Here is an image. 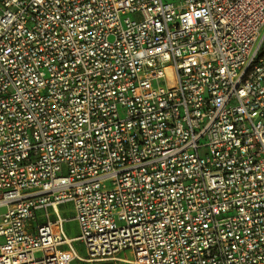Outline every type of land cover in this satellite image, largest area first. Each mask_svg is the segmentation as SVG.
I'll return each instance as SVG.
<instances>
[{"label":"built area","instance_id":"built-area-1","mask_svg":"<svg viewBox=\"0 0 264 264\" xmlns=\"http://www.w3.org/2000/svg\"><path fill=\"white\" fill-rule=\"evenodd\" d=\"M263 29L264 0H0V264H264Z\"/></svg>","mask_w":264,"mask_h":264},{"label":"rangeland","instance_id":"rangeland-1","mask_svg":"<svg viewBox=\"0 0 264 264\" xmlns=\"http://www.w3.org/2000/svg\"><path fill=\"white\" fill-rule=\"evenodd\" d=\"M263 34H264V29L262 31V36H263ZM2 210L3 209H0V212ZM66 230H67V233H68L69 236H76L78 234V226H77L76 221L71 220L68 223H66ZM75 244L78 247V249L81 251V253L84 254V247H83L82 243L80 241H78V242H75ZM128 257L129 258H133V255L129 253ZM98 262L97 263L90 262L88 264H102V263H98Z\"/></svg>","mask_w":264,"mask_h":264},{"label":"crops","instance_id":"crops-1","mask_svg":"<svg viewBox=\"0 0 264 264\" xmlns=\"http://www.w3.org/2000/svg\"><path fill=\"white\" fill-rule=\"evenodd\" d=\"M50 213H51V217L54 219L55 218V214L53 212L52 209H50ZM39 221H44L45 220V217L42 216L41 214L39 215V218H38ZM68 223V222H67ZM78 226V225H77ZM67 231V230H66ZM70 237H74V236H70ZM76 246V244H75ZM77 247V246H76ZM78 249V247H77ZM78 252L80 254L81 257H86V250L84 248V254L81 253V251L78 249ZM91 261H85V260H79V259H76L72 262V264H88L90 263ZM98 261H95L94 263H97ZM98 263H102V264H120L119 262L117 261H99Z\"/></svg>","mask_w":264,"mask_h":264}]
</instances>
